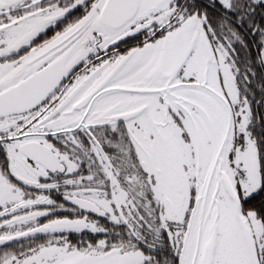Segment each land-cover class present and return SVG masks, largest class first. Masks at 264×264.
Segmentation results:
<instances>
[{
	"label": "snow or ice",
	"instance_id": "snow-or-ice-1",
	"mask_svg": "<svg viewBox=\"0 0 264 264\" xmlns=\"http://www.w3.org/2000/svg\"><path fill=\"white\" fill-rule=\"evenodd\" d=\"M0 264H264V0H0Z\"/></svg>",
	"mask_w": 264,
	"mask_h": 264
}]
</instances>
